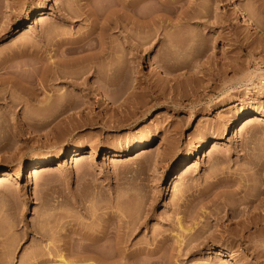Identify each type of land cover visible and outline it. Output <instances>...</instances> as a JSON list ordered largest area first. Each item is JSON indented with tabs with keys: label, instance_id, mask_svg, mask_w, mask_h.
<instances>
[{
	"label": "rangeland",
	"instance_id": "1",
	"mask_svg": "<svg viewBox=\"0 0 264 264\" xmlns=\"http://www.w3.org/2000/svg\"><path fill=\"white\" fill-rule=\"evenodd\" d=\"M100 52L125 55L116 86L82 67ZM19 165L0 264H264V0H0V172Z\"/></svg>",
	"mask_w": 264,
	"mask_h": 264
},
{
	"label": "bare ground",
	"instance_id": "2",
	"mask_svg": "<svg viewBox=\"0 0 264 264\" xmlns=\"http://www.w3.org/2000/svg\"><path fill=\"white\" fill-rule=\"evenodd\" d=\"M47 1H50L51 2V0H47ZM132 5V4H131ZM130 5V6H131ZM135 5L133 4L130 8L133 10V8H135L134 7ZM127 7H129V6H127ZM136 8H137V6H136ZM130 9V10H131ZM130 10H129V12H130ZM134 10H136V9H134ZM149 10V9H148ZM133 12V11H132ZM150 12V11H149ZM114 13H116V12H114ZM114 13H113V15H114ZM152 13V12H151ZM42 14V11H40V10H35L33 13H31V15H30V17H28V18H26L27 20L25 21L28 25H29V23L31 22V17L33 16V18H35V17H38V16H40ZM111 16L110 17H104V19H105V21L103 20V26H105V27H108L112 22H113V24L114 25H120L119 24V22H118V18H117V14H115L114 16H112V13L110 14ZM129 15L130 16H132V14H128V16L126 15V18L127 19H125V20H127V21H129V22H132V24H135V23H137V20H134V17H129ZM134 15V14H133ZM149 15V14H148ZM109 16V15H108ZM113 17V18H112ZM115 17V18H114ZM146 17V16H145ZM112 18V19H111ZM130 19V20H129ZM132 19V20H131ZM152 19V18H151ZM150 19V20H151ZM98 20V19H97ZM96 22V21H95ZM149 22V21H148ZM243 22H247V20L245 19V18H243ZM150 23V22H149ZM151 23L152 24H154L153 22H152V20H151ZM146 24H147V26H146ZM146 24H145V27H147L148 28V30L152 27L151 25L152 24H148L147 22H146ZM101 25H102V23H101ZM103 26H101V28L103 27ZM142 26H144V24H142ZM151 30V29H150ZM148 32V31H147ZM102 35H103V33L101 34V38H102ZM133 37H135V39H136V35L135 36H133ZM139 38H137V40H138ZM165 42V41H164ZM163 42V43H164ZM79 47V46H78ZM78 47L76 48V50L77 51H80V50H78ZM84 47V46H83ZM82 46L79 48V49H81V50H83L84 48H83ZM89 47V46H88ZM75 51V50H74ZM70 52H71V50H70ZM69 52V53H70ZM72 52H73V50H72ZM116 52V51H115ZM118 52V51H117ZM113 56V57H112ZM111 57H110V59H107V57H104V55L102 54V52H100V53H98L97 55H93L92 57L90 56V58H88V59H86L84 62H82V64L80 63V62H78L80 65H82V67H83V69H85V71L86 72H89V71H91V70H93V72H94V74L96 75V79H97V81L99 82V84L101 83V84H103L104 86L105 85H112V84H114V85H112V86H116L115 84H116V78H118V75H119V73L120 72H122L121 71V69H120V67H122V66H120L121 65V62H123V59H124V56L125 55H123L122 56V54H121V56H120V53H116L115 55L113 54ZM165 60V62H166V59H164ZM73 61V60H72ZM75 61V60H74ZM82 61V60H81ZM162 62H164L163 60H161ZM69 62V61H68ZM76 62H77V60H76ZM164 62V63H165ZM74 63V62H73ZM164 63H161V64H164ZM167 63H168V61H167ZM183 63V62H182ZM73 65V64H72ZM78 65V64H77ZM177 65V64H176ZM183 65V64H182ZM181 65V66H182ZM164 66H166V63H165V65ZM168 66V65H167ZM180 66V65H179ZM162 68V70H163V72H165L164 70H165V68H163V67H161ZM120 77V76H119ZM128 78H131V77H128ZM18 79V78H17ZM20 79H21V77H20ZM131 80V81H130ZM135 80V79H134ZM128 81V83L130 84L133 80H132V78L131 79H128L127 80ZM137 81V80H136ZM118 83H119V81H118ZM127 83V84H128ZM21 84V83H20ZM102 85V86H103ZM118 86V85H117ZM119 92V91H118ZM261 114V112H259V111H256V112H254L253 113V115H251L252 117H255L256 118V116H258V115H260ZM248 116H250V114L248 113V112H244V113H240V116H239V118H238V120L237 121H230V123H229V125L228 126H226L225 128H224V130H223V135L224 136H228L229 135V133L231 132V131H234V130H236L239 126H241L240 127V129L239 130H241L243 127H244V124H243V122H244V120L246 119V118H248ZM257 119V118H256ZM233 126V127H232ZM237 131V130H236ZM223 137V136H222ZM214 148H215V145L214 144H211V146H210V150H209V153L210 152H212L213 150H214ZM145 150V147L143 146V145H141L140 147H138V149H137V151H134V152H141V153H139L138 154V156L139 155H141V154H144V153H146V151H144ZM170 151H172V150H170ZM114 152V151H113ZM113 152H110V153H108V154H112L113 156H116L115 155V152L113 153ZM66 154V151L64 150V151H62L61 153H60V155L61 156H63L64 157V155ZM200 153L198 152V150L196 149V150H194L193 151V153L190 155V157L188 158V159H186V160H184V159H179L177 162H176V165H175V167L173 168V172H172V174L169 176V180H170V184L171 185H175V183L178 181V180H180L182 177H183V173H184V171H185V169L186 170H189L190 168H192L193 166H194V159H195V157L197 156V155H199ZM78 156H80V152L78 151V150H75L74 151V155H73V157H72V161H77L78 159ZM55 164H57V165H55ZM52 166H57L58 168H61V166H63L62 165V162L60 161H58L57 163H54V162H41V163H39V164H36L35 166H33L31 169H30V174H36V175H39V174H42V173H45V172H47ZM24 174V169H23V167L21 166V165H19V166H12V167H9V169H7V170H3V171H1L0 172V177H13V178H15V179H17V178H19L21 175H23ZM173 192H175V189L173 188ZM248 202V201H247ZM250 202V201H249ZM261 202V201H260ZM261 205V204H260ZM259 205V206H260ZM256 207V206H255ZM257 208V207H256ZM255 208V209H256ZM253 214V213H252ZM255 214V213H254ZM258 214V213H257ZM257 214H255V215H257ZM261 217V215H258V217H257V220H258V218H260ZM262 216H264V215H262ZM251 217V220H253V218H254V215L253 216H250ZM253 217V218H252ZM249 219V218H248ZM254 220H256V219H254ZM256 220V221H257ZM260 220V219H259ZM259 220H258V223H260L259 222ZM261 221V220H260ZM254 223V221H251V223ZM262 222H264V221H262ZM257 223V224H258ZM178 224H180V222L178 223ZM256 224V222L254 223V225ZM249 226V225H248ZM246 227V226H245ZM254 227V226H253ZM247 228V227H246ZM182 229V228H181ZM184 231V230H183ZM185 232H186V230H185ZM89 239V238H88ZM87 239V237H86V240L85 241H97V240H95V238L93 239V238H91L90 240H88ZM99 241V240H98ZM93 244H95V242L93 243ZM97 244V243H96ZM218 254H222V252H219ZM101 258H104V257H101ZM60 259H61V264H72V263H70V262H67V261H65L64 259H63V256L62 255H60ZM105 259V258H104ZM99 261H101V259H99ZM104 261V260H103ZM193 264H204V263H201V262H194ZM222 264H225L224 262L222 263Z\"/></svg>",
	"mask_w": 264,
	"mask_h": 264
}]
</instances>
